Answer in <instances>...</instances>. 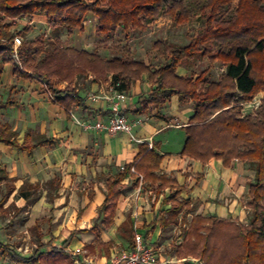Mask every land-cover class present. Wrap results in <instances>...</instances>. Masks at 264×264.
<instances>
[{
	"label": "trees",
	"instance_id": "1",
	"mask_svg": "<svg viewBox=\"0 0 264 264\" xmlns=\"http://www.w3.org/2000/svg\"><path fill=\"white\" fill-rule=\"evenodd\" d=\"M89 15L97 19L96 38L101 43L109 42L120 27L128 37L131 31H143L158 19L169 20L176 26L200 20L203 26L185 46L154 43L153 48L165 60L154 70L151 65L128 57L104 59L95 53L63 47L57 32L65 30L72 35L76 30L82 31ZM35 16L46 18L53 39L48 43L39 38L23 41L16 49V60L12 58L11 25H0V57L9 56L1 65L14 64L17 78L44 81L52 105L70 113L79 102L71 88L79 76L92 75L96 81H105L111 75V84L120 82L117 90L125 92L132 82L147 74L154 88L143 101L144 109L148 105L162 108L172 96H177L181 105L193 106V114L184 127L186 139L180 156L204 165L212 159L219 160L225 168L234 161L253 165V184L248 188L250 201L246 205L251 210L249 223L193 216L182 231V243L174 249L176 257L184 260L180 264H264V100L254 115L240 117L241 104L264 93V0H0L1 20L31 21ZM197 57L210 65L220 63L225 71L216 81L208 79L210 68L195 78L176 75L178 67ZM59 83L67 86L58 90L55 86ZM16 137L9 125L0 123V142L5 145L28 154L39 146H53L52 140L43 137L29 145L28 135L19 145ZM162 159L163 156L142 145L134 162L109 181L100 211L110 216L105 225L112 223L115 202L120 196L118 187L131 170L144 182L157 185L158 193L166 188L176 190L168 198L172 203L168 214L174 221L188 208V200L177 201L181 188L176 181L155 174ZM34 188L28 185L19 194L28 200ZM169 224L170 221L161 220L162 234ZM68 243L69 239L63 246ZM0 250L8 252L1 243ZM11 258L18 264H57L51 255L43 261L36 255L23 258L15 253Z\"/></svg>",
	"mask_w": 264,
	"mask_h": 264
},
{
	"label": "crops",
	"instance_id": "2",
	"mask_svg": "<svg viewBox=\"0 0 264 264\" xmlns=\"http://www.w3.org/2000/svg\"><path fill=\"white\" fill-rule=\"evenodd\" d=\"M36 17L46 19L44 16ZM91 17L94 16L89 15L87 20ZM93 20L95 23L92 30L96 36L97 19L94 17ZM144 63L150 65L147 61ZM162 64L154 67L151 65V68L157 70ZM8 65L5 64L6 67ZM189 72V65L184 62L177 68L176 75L182 78L188 76ZM14 77L17 78L15 75ZM80 78L84 83H78L76 88L75 84ZM17 79L24 83L37 80ZM111 79V75L105 81H96L92 75L79 76L71 85L79 97V102L70 113L74 112L79 120L93 124L107 123L110 119V102L104 99V96L111 95ZM38 81L42 82L45 88V82ZM58 85L55 86L58 90L67 86L66 83ZM153 88L154 85L148 80L147 74H144L139 80L132 82L124 92V115L130 122L140 120V124L133 127L131 135H110L107 132L86 130L84 125L87 124L84 122L79 125L68 121L70 113L67 114L63 109L52 105L46 90L44 97L47 102L43 107L50 115L45 117L52 120L51 114H56L54 121L47 124L44 120H38L34 125L26 122L20 129L10 121L0 122L9 125L11 131L17 134L16 142L19 145L24 143L26 135L29 145L34 144L38 137L53 141V146L36 147L30 154L0 142V193H4L0 199V243L8 249L7 253L0 250V264H18L12 260V253L23 258L36 255L40 261L51 255L55 257L57 264H108L110 256L113 255L109 242L117 238L123 239L128 248L132 249L136 233L143 237L148 247L156 251L162 264H180L184 260L176 257L174 249L182 243V231L188 227L193 216L234 221L242 214L240 200L248 185L240 183L241 172L236 169L238 161L225 168L219 160L212 159L204 165L180 156L186 139L184 127L193 114V106L191 103L181 105L179 98L172 96L170 102L162 108L148 105L144 109L143 101ZM92 95L99 98L92 100ZM0 104L1 113L17 107L12 101H0ZM131 137L139 142L132 141ZM149 142L153 145L150 150L163 156L155 174H163L176 181L181 188L177 201L188 200V208L174 221L172 215L168 214L172 208L168 198L176 190L166 188L158 193L157 185L144 182L141 176L130 171L125 173L118 187L120 196L115 202L112 223L105 225L110 216H105L100 211L108 194L109 181L122 174L124 171L121 168L131 165L139 153L140 146H148ZM54 171L59 172L60 181L56 184L55 195L50 196L48 190L42 187V183H53L56 180ZM28 185L35 188L30 198L25 200L19 191L22 188L27 189ZM47 197L49 199H46ZM247 203L248 195L245 198V204ZM246 205L244 208L248 209ZM48 213H51L48 218L50 223L47 233H41L42 239L48 242L55 240L60 244L47 243L43 246L47 249L43 255L36 251L26 255L10 245L18 240L17 217L21 215L25 220L24 228H38L40 221L45 220ZM64 216H68V220H65ZM161 220L170 221L163 234ZM137 221L139 227L132 230L131 226L136 225ZM171 227L178 231V236L169 242L166 234ZM68 239L69 243L63 246ZM97 239H100V250L95 246ZM162 241L164 245L171 246L166 256L160 255L158 243ZM48 244L50 246H47ZM77 250L80 252L77 253ZM189 260L199 263L195 259Z\"/></svg>",
	"mask_w": 264,
	"mask_h": 264
},
{
	"label": "rangeland",
	"instance_id": "3",
	"mask_svg": "<svg viewBox=\"0 0 264 264\" xmlns=\"http://www.w3.org/2000/svg\"><path fill=\"white\" fill-rule=\"evenodd\" d=\"M94 17L90 18V22L87 20L84 24L83 30H76L72 35H68L65 30H60L57 32L58 37L61 40L63 47L74 48L79 51H88L90 53H95L104 59H111L113 57H128L136 61H147L148 64L159 65L163 63V57L153 48V44L156 42H162L166 45L174 46H185L190 42V39L196 36L202 29L203 23L200 20H195L190 24L184 26L173 25L169 20L158 19L157 21L149 24L143 31H131L129 36L126 37L123 29L120 27L117 29L113 38L106 43H101L93 33L92 27L95 23ZM11 25L9 35L14 36V38H19L21 44L23 41L29 40L33 41L37 38L48 43L54 37L52 28L48 25L46 19L41 17H34L31 21L26 19H16V20H1L0 25ZM20 46V45H19ZM16 49L14 50V55L12 58L17 60ZM8 54L0 57V101H12L17 105L16 108L10 109L8 112H0V122L10 121L17 129L21 128L26 122L31 125L37 124L38 120H44L47 124L54 121L56 114H51L53 116L52 120H48L45 115L49 112L45 111L43 104L47 102L44 97V84L38 80L31 83H24L19 79L15 78L13 75V70L15 65L9 64L7 67L1 65L3 61L8 59ZM189 65V75L194 76V78L203 70L210 68L208 74V79L211 81H216L220 74L225 71V67L220 63H215L210 65L207 60H202L197 57L192 62H187ZM83 84V80L80 78L75 84ZM59 86V85H58ZM56 86V87H58ZM60 87V86H59ZM264 100V93H259L251 102L259 101L257 107H250L248 102V108L245 107V103L241 104L240 117H245L247 115H254L260 106V102ZM21 105V107H20ZM50 115V114H49ZM68 121L75 124H89L92 122L79 120L75 113L72 112L69 115ZM236 169L240 170V183L245 186L244 195L241 197L242 204V214L236 218V222L241 225H247L251 218V210L245 209V198L248 194V188L254 178V167L247 162H238ZM54 178L56 180L53 183L46 184L42 183V187L48 190L50 196L55 195L54 190H56V184L60 181L59 172L54 171ZM42 193V192H41ZM38 195V194H37ZM4 196V193H0V199ZM46 199H49L47 197ZM248 196V203H249ZM196 208V207H195ZM193 208V210H195ZM15 217L14 214H11ZM51 213H48L45 220L40 221V226L38 228H24V222L21 215L17 217L16 223L18 224L16 231V238L18 240L13 241L10 245L17 249L18 252L24 253L26 255L32 253H38L43 255L46 253L47 249L43 246L47 243L52 245L60 244L59 242L43 240L42 232L45 234L48 231V225L50 221L48 218ZM68 220V216L63 217ZM132 230L138 228V221L136 225L131 226ZM178 236V231H175L174 227H171L166 234V238H169V242ZM22 238V239H21ZM100 238V237H97ZM21 239V240H20ZM100 239L95 240V246H98ZM110 243V248L112 249L113 255L107 256L110 261L112 259H118L122 254L128 253L131 249L128 248L126 241L117 238ZM160 250V255L166 256L169 254L170 245H164V241L158 243ZM162 247V248H161ZM100 250V246H98ZM88 251V249H87ZM101 253V252H100ZM111 253V252H109ZM88 254H90L88 252ZM96 256V255H95ZM70 260V258H66ZM71 261V260H70Z\"/></svg>",
	"mask_w": 264,
	"mask_h": 264
},
{
	"label": "built area",
	"instance_id": "4",
	"mask_svg": "<svg viewBox=\"0 0 264 264\" xmlns=\"http://www.w3.org/2000/svg\"><path fill=\"white\" fill-rule=\"evenodd\" d=\"M85 24V23H84ZM21 45L19 38H14V49ZM120 82L110 85L111 95L104 96V99L110 102V119L107 123L96 122L92 125H84L86 130L92 129L95 131L107 132L110 135H116L125 133L131 135L134 126L140 124V120L136 122H130L123 113L124 105L126 101V95L124 92L118 91L117 87L120 86ZM92 100L98 99V96H91ZM259 101H253L249 103L250 107H257ZM245 107L248 108V103H245ZM132 141L139 142L134 137H131ZM153 145L149 142L148 149H152ZM124 170V167L121 168ZM133 172V170H131ZM77 253L80 250L76 251ZM108 264H162L156 251L148 247L139 234L134 235L133 248L128 252L122 254L118 259H112Z\"/></svg>",
	"mask_w": 264,
	"mask_h": 264
}]
</instances>
